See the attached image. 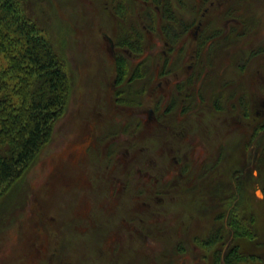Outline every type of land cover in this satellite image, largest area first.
I'll list each match as a JSON object with an SVG mask.
<instances>
[{"label": "rangeland", "instance_id": "obj_1", "mask_svg": "<svg viewBox=\"0 0 264 264\" xmlns=\"http://www.w3.org/2000/svg\"><path fill=\"white\" fill-rule=\"evenodd\" d=\"M107 1L25 0L28 11L45 28L65 58L71 92L66 113L55 122L53 137L0 203V264H49L44 260L48 243L50 250H64L60 241L68 234L70 227L66 228L63 224L74 217L73 205L70 204L78 189L74 184L68 188L67 184L73 183V179L65 183L62 177L72 175V165H76L85 155L80 141L91 138L88 131L85 133L96 118L91 113L98 108L103 112L101 115H106L107 110L113 107L108 89L115 70L108 37L115 43L116 36L125 30L122 32L134 35V39L139 38L143 53H137L134 61L144 58L148 65L152 63L147 68H152L151 76L158 53L162 50H166L169 58L173 55L172 68L182 76L196 71V67L189 69L187 66L191 64L192 52L196 49V54H199L203 50L201 45H165L170 40L162 28L165 21L161 19L162 12H154V6H151L152 12L147 18L142 13L145 5L139 0H120L125 14L120 15L119 19L114 16ZM171 3L174 19L180 23H189L187 32L192 29V19L195 18L201 19L202 26H208L210 33L212 30L217 32L220 27L230 29L226 32L225 40H220L224 35L213 37L212 44L208 46L209 56L205 55L208 58V69L206 73L202 72L203 79L197 86L201 87L199 92H205L200 94L206 103L202 99H195L196 96L193 99L195 103L208 107L212 104L214 92L222 91L226 96L227 91L233 92L237 88L241 106L238 104L239 110H236L240 111L242 121V139L235 151L232 143L224 145L225 148H209V154L214 159L222 153L220 160L224 168L221 174L226 189L224 208L219 209L215 204L206 212L197 213L194 209L192 212V206L188 205L186 199H182L173 210L174 214L167 211L168 227L174 221V215L186 223L190 222L188 231V225L183 224V230L179 233L181 241L177 242L175 251L177 248L181 251L185 239L194 234L204 236L222 223L223 218L217 220L221 211L226 215L230 213L228 223L232 216L237 217L252 232L250 238L241 236L233 239L240 251L249 257L247 262L239 264H264V129L260 130L264 123V112L255 113V102L262 98L258 95L255 97L251 92V88L256 87L261 94L260 89L264 88V81L260 77V73H264V52L247 57L251 48L264 40V0H171ZM227 12L232 18H228ZM237 17H242L244 21L243 31L238 35L236 30L233 31ZM132 22L137 27L132 29ZM147 24H152V27ZM189 42H192L191 35ZM219 42L225 46L218 48ZM241 57L242 61L246 60V64L239 68L238 73L234 66ZM142 97V105L150 104L147 93ZM219 101H222V105H228L223 99ZM233 101V97L227 100L231 105ZM251 120L253 124L247 125ZM101 134L100 130L94 131L96 139ZM235 176L239 177V189L233 193ZM258 190L262 196L258 195ZM191 213L194 214L192 218ZM71 229L75 238L77 232ZM151 229L150 237L140 244L143 246L140 252L145 255V261L149 264H154L155 260L156 264H171L176 257L173 239L177 233L169 230L161 233ZM229 237L230 230H227L225 239ZM214 248H210L209 257ZM187 255L189 259L185 257V264H207L202 253Z\"/></svg>", "mask_w": 264, "mask_h": 264}, {"label": "flooded vegetation", "instance_id": "obj_2", "mask_svg": "<svg viewBox=\"0 0 264 264\" xmlns=\"http://www.w3.org/2000/svg\"><path fill=\"white\" fill-rule=\"evenodd\" d=\"M163 18L166 19L161 17L162 21ZM228 18H232L230 13ZM195 19H192V29L187 32L189 23H180L173 18L171 33L168 30L170 42H165V45L172 46L201 45L203 50L199 54L195 49L190 55L191 64L187 67H196V71L188 76L173 70V55L169 58L166 50L158 53L151 76L152 68H147L152 63L148 65L144 58L134 61L136 54L143 50L141 42L139 49L133 51L130 47L118 46L108 37L115 70L108 89L113 107L106 115H101L103 112L98 108L91 113L96 118L94 124L91 122V128L85 131L91 138L80 141L85 155L72 165V175L62 177L65 183L73 179V183L67 184L68 188L74 184L78 189L70 204L74 217L63 224L70 227L60 241L64 250H50L48 243L45 262L149 264L140 252L143 248L140 244L150 237L151 228L161 233L176 232L174 251L177 242L181 241L179 233L186 222L175 215L169 227L166 221L167 211L174 214L179 200L186 199L192 212L194 209L197 213L206 212L215 204L219 209L224 208L226 189L221 174L224 168L220 160L222 153L214 159L209 148H225L224 145L232 143L235 151L240 145L242 121L237 107L238 104L241 106V97L236 88L233 92L227 91L226 96L222 91L214 92L211 106L194 102L196 96L195 99L206 103L202 95L205 92H199L201 87L197 85L203 79L202 72L206 73L208 69L205 56L210 53L208 46L213 37L224 35L220 40H225L226 32L230 31L220 27L217 32L212 30L210 33L208 26H202L201 19ZM242 22V17L234 21L233 31L236 30L237 35L243 31ZM190 35L192 42H189ZM220 42L218 48L225 46ZM257 45L251 48L248 58L264 52V40ZM245 61L242 57L239 59L234 66L235 72L239 73ZM260 77L264 81V73H260ZM260 91L261 94L256 87L251 88L255 97L262 98L255 102L256 114L264 112V88ZM146 93L150 104L142 105L141 97ZM231 97L234 98L232 105L227 102ZM221 99L228 105H222ZM253 120L247 125H252ZM263 129L264 123L260 130ZM95 130L102 131L99 139L94 137ZM236 176L233 193L239 189V177ZM229 214L220 211L217 220L223 218L222 223L204 236L194 234L185 239L181 251L178 248L175 251L176 257L171 264H185V257L189 259L186 253H202L207 264H226V251L237 246L233 239L239 237L228 225ZM193 215L191 213L190 217ZM187 222L188 231L190 222ZM71 228L77 232L75 238ZM227 230H230V237L226 240ZM212 247L215 248L209 257Z\"/></svg>", "mask_w": 264, "mask_h": 264}, {"label": "trees", "instance_id": "obj_3", "mask_svg": "<svg viewBox=\"0 0 264 264\" xmlns=\"http://www.w3.org/2000/svg\"><path fill=\"white\" fill-rule=\"evenodd\" d=\"M139 1L147 18L151 6L162 12L166 18L162 28L169 36L174 18L171 0ZM107 2L115 17L124 16L120 0ZM130 27L137 26L132 22ZM122 31L115 38L117 45L137 51L141 40ZM64 59L25 0H0V203L51 140L55 122L67 111L71 80ZM228 225L236 236H252L237 217L232 216ZM248 258L235 246L226 251L225 262L239 264Z\"/></svg>", "mask_w": 264, "mask_h": 264}, {"label": "water", "instance_id": "obj_4", "mask_svg": "<svg viewBox=\"0 0 264 264\" xmlns=\"http://www.w3.org/2000/svg\"><path fill=\"white\" fill-rule=\"evenodd\" d=\"M259 191V190H258ZM258 193V195H261V192L259 191V192H257Z\"/></svg>", "mask_w": 264, "mask_h": 264}]
</instances>
